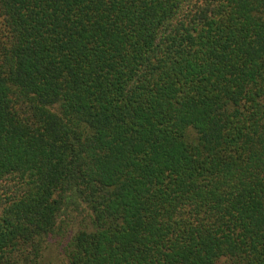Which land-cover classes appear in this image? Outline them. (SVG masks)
Instances as JSON below:
<instances>
[{"label":"trees","instance_id":"16d2710c","mask_svg":"<svg viewBox=\"0 0 264 264\" xmlns=\"http://www.w3.org/2000/svg\"><path fill=\"white\" fill-rule=\"evenodd\" d=\"M264 264V0H0V264Z\"/></svg>","mask_w":264,"mask_h":264},{"label":"rangeland","instance_id":"374dc122","mask_svg":"<svg viewBox=\"0 0 264 264\" xmlns=\"http://www.w3.org/2000/svg\"><path fill=\"white\" fill-rule=\"evenodd\" d=\"M66 258L60 249H52L42 259V264H65Z\"/></svg>","mask_w":264,"mask_h":264}]
</instances>
